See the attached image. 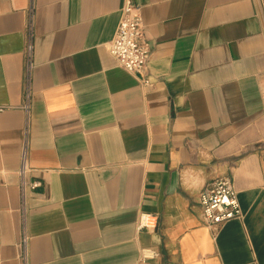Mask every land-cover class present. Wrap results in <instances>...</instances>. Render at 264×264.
Listing matches in <instances>:
<instances>
[{
    "label": "crops",
    "instance_id": "crops-1",
    "mask_svg": "<svg viewBox=\"0 0 264 264\" xmlns=\"http://www.w3.org/2000/svg\"><path fill=\"white\" fill-rule=\"evenodd\" d=\"M124 1L36 0L27 114L32 0H0V264L24 235L27 264H264V0H133L148 88L108 51ZM228 178L245 217L211 229L200 194Z\"/></svg>",
    "mask_w": 264,
    "mask_h": 264
},
{
    "label": "built area",
    "instance_id": "built-area-1",
    "mask_svg": "<svg viewBox=\"0 0 264 264\" xmlns=\"http://www.w3.org/2000/svg\"><path fill=\"white\" fill-rule=\"evenodd\" d=\"M35 11L36 0H32L27 25L28 44L25 50L26 105L24 111L29 114L33 95V82L37 69L35 62ZM110 55L118 66L135 76L145 88L151 87L149 63L151 46L147 40L142 8L133 0H125L121 9V18L114 39L108 45ZM27 165V143L22 151V162L19 171L22 196L23 216L25 220L26 193L29 188L36 190L40 183L29 184ZM200 205L203 221L211 229H219L234 220H243L245 215L240 206L234 182L231 179H221L208 185L200 194ZM157 218L154 215L142 214L138 221V230H155ZM21 259L27 264L28 237L24 235L21 242ZM145 260L159 257V253L151 250L143 252Z\"/></svg>",
    "mask_w": 264,
    "mask_h": 264
}]
</instances>
